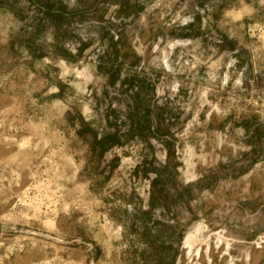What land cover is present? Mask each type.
I'll return each mask as SVG.
<instances>
[{
    "label": "rangeland",
    "instance_id": "rangeland-1",
    "mask_svg": "<svg viewBox=\"0 0 264 264\" xmlns=\"http://www.w3.org/2000/svg\"><path fill=\"white\" fill-rule=\"evenodd\" d=\"M0 264H264V0H0Z\"/></svg>",
    "mask_w": 264,
    "mask_h": 264
},
{
    "label": "trees",
    "instance_id": "trees-1",
    "mask_svg": "<svg viewBox=\"0 0 264 264\" xmlns=\"http://www.w3.org/2000/svg\"><path fill=\"white\" fill-rule=\"evenodd\" d=\"M111 137H108L107 139H100V140H98L99 141V143H104V142H108V139H110ZM96 139V138H95ZM97 140V139H96ZM102 140V141H101ZM109 143H110V140H109Z\"/></svg>",
    "mask_w": 264,
    "mask_h": 264
},
{
    "label": "bare ground",
    "instance_id": "bare-ground-1",
    "mask_svg": "<svg viewBox=\"0 0 264 264\" xmlns=\"http://www.w3.org/2000/svg\"><path fill=\"white\" fill-rule=\"evenodd\" d=\"M207 243V242H206ZM187 245H188V243H187ZM190 245V244H189ZM190 247V246H189ZM198 253V252H197Z\"/></svg>",
    "mask_w": 264,
    "mask_h": 264
}]
</instances>
